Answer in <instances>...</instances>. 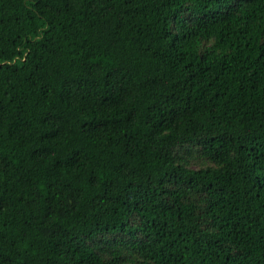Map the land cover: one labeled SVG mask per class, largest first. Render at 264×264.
Here are the masks:
<instances>
[{
    "label": "trees",
    "instance_id": "trees-1",
    "mask_svg": "<svg viewBox=\"0 0 264 264\" xmlns=\"http://www.w3.org/2000/svg\"><path fill=\"white\" fill-rule=\"evenodd\" d=\"M0 264H264V0H0Z\"/></svg>",
    "mask_w": 264,
    "mask_h": 264
}]
</instances>
